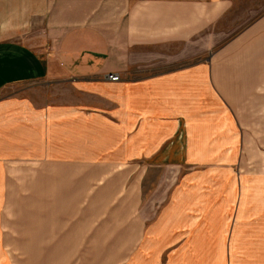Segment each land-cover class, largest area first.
I'll return each instance as SVG.
<instances>
[{
  "label": "crops",
  "instance_id": "0c3cea01",
  "mask_svg": "<svg viewBox=\"0 0 264 264\" xmlns=\"http://www.w3.org/2000/svg\"><path fill=\"white\" fill-rule=\"evenodd\" d=\"M0 264H264V0H0Z\"/></svg>",
  "mask_w": 264,
  "mask_h": 264
},
{
  "label": "rangeland",
  "instance_id": "374dc122",
  "mask_svg": "<svg viewBox=\"0 0 264 264\" xmlns=\"http://www.w3.org/2000/svg\"><path fill=\"white\" fill-rule=\"evenodd\" d=\"M103 1L104 11H110L111 1L112 0H101ZM115 2L117 0H114ZM121 1V0H119ZM137 1V0H136ZM243 11V10H242ZM241 13L237 12L234 16H239ZM239 19L234 18V20H229L230 24L237 23ZM13 158L11 155H7V158ZM22 166H27L26 164ZM29 167V166H27ZM30 180L27 178L25 179H8L7 183V212H6V219L7 222H13L18 219H26L30 218V197L24 196L21 197L18 195V192H23L19 189L21 185H29ZM28 193V192H27ZM21 208V209H20Z\"/></svg>",
  "mask_w": 264,
  "mask_h": 264
},
{
  "label": "built area",
  "instance_id": "2783aa9c",
  "mask_svg": "<svg viewBox=\"0 0 264 264\" xmlns=\"http://www.w3.org/2000/svg\"><path fill=\"white\" fill-rule=\"evenodd\" d=\"M118 76H113V75H108V79L110 80V81H118Z\"/></svg>",
  "mask_w": 264,
  "mask_h": 264
}]
</instances>
